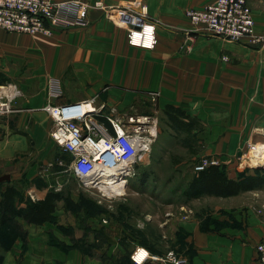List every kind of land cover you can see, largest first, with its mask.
I'll return each mask as SVG.
<instances>
[{"label":"crops","instance_id":"0c3cea01","mask_svg":"<svg viewBox=\"0 0 264 264\" xmlns=\"http://www.w3.org/2000/svg\"><path fill=\"white\" fill-rule=\"evenodd\" d=\"M142 1L148 16L160 22L153 49L129 45L124 29L104 21L99 17L100 12L93 10L91 25L84 36L78 39L79 34L72 32L76 36H69L67 47L43 50V54L52 58L47 71L50 76L59 71L63 75L70 63H74L75 72L68 74L66 81L72 84L77 77V84L73 85L77 93L63 95L62 87L55 102L47 101L46 87L51 82L46 79L39 81L38 90L32 88L31 82L23 95L8 99L10 109L0 116V176L5 175L0 180V198L5 190L13 188L14 209L43 198L51 189L63 190L65 182L56 179L60 187L52 188V176L39 168L44 167L45 159L38 160L36 155L32 158V151L43 153L44 157L60 155L58 146L48 136L52 119L39 108L47 102L64 103L95 94L129 102L138 98L143 89H158L161 104L173 103L196 118H204L205 128L199 132L203 150L218 157L220 168L229 177L239 180L257 174L239 164L232 153L244 147L247 140L264 138L261 134L264 133V45L201 32L196 34L190 53H179L183 34L176 29L190 27L184 10L200 8L213 0ZM247 2L252 8L255 30L264 33V0ZM114 33L119 35V44L114 43ZM21 39L27 41L29 37L0 30L1 63L22 60L32 63V47H29L32 45L22 46ZM220 51L231 60L215 61ZM38 69L44 70L43 66ZM104 85H107L105 89ZM213 103L223 104L224 109L211 111ZM252 127L260 132L253 133ZM258 174L264 176V168ZM150 196L146 200L151 208L147 206L143 210L147 226L143 238L134 236L138 229L123 222L116 207H111L107 218H93V227L100 228L103 234L100 245L104 257L91 255L74 245L57 206L51 218L41 223L28 222L17 212L0 224V264H126L112 260L124 251L123 246H129L130 250L143 246L160 253L159 246L165 243L176 247L186 264L257 263L256 244L264 243V184L228 196L205 194L206 198L215 200L211 207L205 206L203 215L190 203L200 196L190 198L186 204H168L166 208L163 203L155 205ZM182 205L187 206L188 212L183 211ZM153 206H156L154 210ZM17 224L26 229L24 253H20L24 240L15 231ZM6 230L13 232L10 240L1 234ZM83 233V228L76 227L74 236L79 238ZM127 261L134 264L129 255Z\"/></svg>","mask_w":264,"mask_h":264},{"label":"rangeland","instance_id":"374dc122","mask_svg":"<svg viewBox=\"0 0 264 264\" xmlns=\"http://www.w3.org/2000/svg\"><path fill=\"white\" fill-rule=\"evenodd\" d=\"M86 1L93 2L94 0ZM100 1L104 5H117L125 4L126 2L140 1L141 4L145 6L147 18L151 21H154L156 29L157 25L160 23L156 19H153L148 16L147 7L142 0H118L116 2H111L108 0ZM93 10H98L101 14V16L99 17L104 19V21H108L116 28L124 29L126 42L128 43L126 28L122 25L117 24L115 21H113L112 18H109L107 15H105V12L101 8L96 7H92L89 10V21L87 25L82 27L73 26L65 29L57 28L52 30L50 33L15 32L17 34H22L24 36L29 37V40L27 41L21 39V42L19 41V44H21L22 46L24 44L32 45L29 46L32 47V63H29L28 60H22L19 63L5 61L4 64L0 62V89L3 90V92L0 91V102L5 101L8 103L9 98H12L13 96L23 95V90L28 87L29 83L31 82L32 88L35 87V89L38 90L40 88L39 81L45 82L46 79L51 82L46 87V93L48 98L47 101L55 102V99L59 97L62 93V87L64 89L63 95L77 93L75 91V88L73 87L74 84H77V77H74V79L72 80L75 83L72 82V84H70V81H66L67 75L71 74L72 72H75L74 63H70L68 68L65 69L66 71L63 75L61 71H59L50 76L47 71H49L48 66L50 65L49 63L52 58L50 54L48 55V57L46 56V53L43 54V50L45 51L47 48L50 47H67V45H69L70 43L69 36H76L72 32H76L79 34L78 39L79 37L84 36V33L91 25L92 19L90 17V13ZM185 10L184 14L186 15ZM188 22L190 25L189 28L176 29V31L182 32L183 34L182 42L178 44L177 49L179 53L182 54H187L192 51L194 38L196 37L197 33L202 32L209 36H217L212 33L206 32L201 25L191 23L189 19ZM114 35H116V37L114 38V43L117 44L118 42L119 44V35L116 33H114ZM224 56H226L227 59H224ZM10 60L11 59H8V61ZM223 60L226 61L231 59L230 56L228 57L226 54H222V51H220L219 58L217 57V60L215 61ZM42 66L44 70L39 71L38 68H41ZM2 85L5 89H3ZM106 86L107 85H104V89L106 88ZM152 91L157 93L153 94L151 93ZM159 93L160 92L158 89H143L139 93L138 98H135L134 100L129 102H121V99L119 101L110 100L108 97L107 99L104 98V96L100 98L98 94L89 95V97L95 99L96 103L105 102V107L103 109L104 112L109 111V108L114 106L117 110L116 112L122 115H125L130 112L134 114H146L151 118V122L153 121V124L155 125L156 132L152 137L149 152L145 153L142 158L133 165V174L127 176L125 186H122L123 184L121 180H119L115 184L116 186L114 187L103 186L102 180L99 179L97 181H99L98 183L101 186V190L104 194L96 186H89L87 182L77 178L69 169V163L71 158L68 156L67 152H65L57 144L56 145L58 146L60 153L59 158L58 156L44 157L43 153L40 155L39 153L35 154L34 151H32V158L36 155L35 158L37 157L38 160L45 159L43 161L44 167L42 166L39 168H41L44 173L52 176V188L60 187L56 179H63V181H65L62 188L64 191L65 198L57 202V213L60 215L59 217L62 221L67 222L68 229L66 231L72 235L74 245L87 251L90 254L92 253L101 257L106 256V254L102 253V247L100 245L103 234L100 228L93 227V218H107L108 212L110 211L111 207L113 206V209L116 207V213L121 212V215L119 213L118 215L122 216V221L138 229V231H134V236H139L140 238H143V236H146L147 234V231L144 228L147 226L144 224L143 221V210L147 209V206L151 208V204L146 200L147 198L149 199L150 195V199L154 198L151 199V201L155 203V205L163 203L165 208L168 207V204L169 206H172V204L175 205L176 203L186 204L190 201V199H188L187 196H184L183 191L188 180L197 171L194 166L199 163L204 157H213L217 159V163L214 164L220 167L218 157L216 155H208L203 150L204 142L200 139L199 132L205 128L206 122L204 121V118L197 117V122L193 121L196 126H193L191 132L177 130L175 126L176 123L170 120L168 115L164 112V107L169 102L165 103L164 105L161 104V101L159 100ZM42 106L39 109L45 112L51 119V116L45 110L42 109ZM211 107V111H219L221 109H224L223 104L221 103H213ZM9 109V103L7 104L6 109L2 110L0 108V116L4 112H8ZM190 121H192L191 118ZM252 132H260V130L253 128ZM261 132L264 137L263 131ZM255 142H264V138H261V140H247L244 147L240 148V150L238 151H234L232 153V156L234 159H237L239 164H242L244 167H247V169H251L255 171V173H260L261 170L264 168V161L263 159V162L261 161V159L259 161V158H261L263 154L260 157L258 151L255 149H251L249 146L250 143ZM59 160L61 161V163L59 162ZM141 178H143V182L141 181ZM120 183L122 185H119ZM140 192L146 195L141 196V194H139ZM214 200L212 201L203 195L200 196L198 199L191 200L190 203L191 205H196L203 215L205 209L211 207V205L214 204ZM155 208L156 206H153L152 210H154ZM182 209H184L183 211L188 212L187 206L182 205ZM103 221H105V219ZM76 227L83 228L84 230V233L81 234L79 238H76L74 236ZM150 227L152 229L155 228L154 224H151ZM18 232L24 240V245H22L20 253H24L23 251L26 249V229L20 226ZM135 247L130 250L129 246H123L122 250L124 251L119 254H116L112 260L115 262H122L128 264L127 256H130L131 252ZM159 247L161 248V250H159L160 253L157 254H163L169 250H172L182 256L180 252H178L177 248L171 246L170 244L167 245L165 243V245ZM148 250L153 253H156L155 251H152L150 249ZM154 250L158 249L154 247ZM133 263L136 264L134 261ZM155 264L162 263L156 262Z\"/></svg>","mask_w":264,"mask_h":264},{"label":"built area","instance_id":"2783aa9c","mask_svg":"<svg viewBox=\"0 0 264 264\" xmlns=\"http://www.w3.org/2000/svg\"><path fill=\"white\" fill-rule=\"evenodd\" d=\"M92 7L101 8L105 15L124 26L130 45L153 48L157 43L155 23L147 18L140 1L104 5L100 0H0V30L50 33L57 28L82 27L87 25ZM185 13L191 23L201 25L208 33L227 40L244 39L247 43L264 45V33L255 30L247 0H213L200 8H187ZM7 104L0 102V108L6 109ZM104 107L105 102L96 103L91 97L64 103L47 102L42 106L52 119L49 138L71 155L69 169L77 178L100 190L97 180L109 170L117 169L119 180L125 186L127 176L133 174V165L149 152L156 132L146 114L122 115L114 106L107 112L103 111ZM249 146L264 149V142ZM214 163L217 159L204 157L194 167L200 170ZM256 250V264H264V243H257ZM130 257L136 264L186 263L184 257L172 250L157 254L143 246H136Z\"/></svg>","mask_w":264,"mask_h":264},{"label":"trees","instance_id":"16d2710c","mask_svg":"<svg viewBox=\"0 0 264 264\" xmlns=\"http://www.w3.org/2000/svg\"><path fill=\"white\" fill-rule=\"evenodd\" d=\"M164 112L168 115L170 120L176 123L175 126L179 131L191 132L193 126H196L193 121L197 122L198 118L194 116L191 117L189 113L178 105L167 103L164 107ZM190 118L192 121H190ZM141 181H143V178H141ZM262 184H264V176L259 175L258 173L255 175L248 174L243 178L236 180L229 177L223 168H220L218 165L208 164L203 169L197 170L192 175L185 186L183 194L184 196H187L188 199L203 196L205 194L228 196L236 194L241 190L262 186ZM13 194L14 189L10 187L4 191L3 196L0 198V224H3L4 222L6 223L17 212H19L20 215L28 222L41 223L51 218L52 212L57 206V202L65 198L63 190L60 191L51 189L47 191L43 198L37 201H32L25 207L16 210L13 207ZM20 226V224L15 226L16 232H18ZM1 234L3 236L5 235L6 239L9 236L10 240L13 232H8L6 230ZM4 248H7V245H5ZM91 255L94 254L91 253Z\"/></svg>","mask_w":264,"mask_h":264},{"label":"bare ground","instance_id":"6f19581e","mask_svg":"<svg viewBox=\"0 0 264 264\" xmlns=\"http://www.w3.org/2000/svg\"><path fill=\"white\" fill-rule=\"evenodd\" d=\"M3 89H5L4 87H3ZM0 91L1 92H3V90H1L0 89ZM13 94H15V93H13ZM255 150H259L258 151V153L260 154V157L262 156V154H263V156L261 157V158H259V161H260V159H261V161H262V159H263V161H264V149H260V148H258V149H255ZM262 161V162H263ZM113 169V168H112ZM107 170V169H106ZM105 171V170H104ZM103 177V178H102ZM101 177V180H102V185L103 186H107V187H114V186H116L115 184L119 181V178L121 177L120 176V173H119V171H117V169L116 170H113V171H111V170H109L108 172H104L103 173V176ZM115 178H117V179H115ZM113 179H115V181L113 180ZM112 181H114V182H112ZM123 184V183H122ZM121 183L119 184V185H122ZM118 185V186H119ZM123 186V185H122ZM142 251V250H141Z\"/></svg>","mask_w":264,"mask_h":264},{"label":"water","instance_id":"95a60500","mask_svg":"<svg viewBox=\"0 0 264 264\" xmlns=\"http://www.w3.org/2000/svg\"><path fill=\"white\" fill-rule=\"evenodd\" d=\"M4 177H5V175H1V176H0V180L3 179Z\"/></svg>","mask_w":264,"mask_h":264},{"label":"snow or ice","instance_id":"6c2138e0","mask_svg":"<svg viewBox=\"0 0 264 264\" xmlns=\"http://www.w3.org/2000/svg\"><path fill=\"white\" fill-rule=\"evenodd\" d=\"M150 31V30H149Z\"/></svg>","mask_w":264,"mask_h":264}]
</instances>
